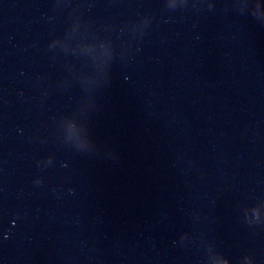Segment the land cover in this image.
Masks as SVG:
<instances>
[{"label":"water","instance_id":"95a60500","mask_svg":"<svg viewBox=\"0 0 264 264\" xmlns=\"http://www.w3.org/2000/svg\"><path fill=\"white\" fill-rule=\"evenodd\" d=\"M0 264H264V0H0Z\"/></svg>","mask_w":264,"mask_h":264}]
</instances>
